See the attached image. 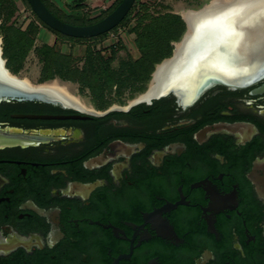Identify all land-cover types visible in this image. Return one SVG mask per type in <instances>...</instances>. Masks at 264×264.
I'll use <instances>...</instances> for the list:
<instances>
[{"label":"flooded vegetation","instance_id":"1","mask_svg":"<svg viewBox=\"0 0 264 264\" xmlns=\"http://www.w3.org/2000/svg\"><path fill=\"white\" fill-rule=\"evenodd\" d=\"M144 91L0 101V264H264V79Z\"/></svg>","mask_w":264,"mask_h":264},{"label":"water","instance_id":"2","mask_svg":"<svg viewBox=\"0 0 264 264\" xmlns=\"http://www.w3.org/2000/svg\"><path fill=\"white\" fill-rule=\"evenodd\" d=\"M26 1L36 17L52 30L72 38H91L109 32L116 27L128 14L135 0H121L103 18L86 25H73L60 20L46 7L42 0ZM212 7L211 10L208 9L199 17L201 20H198L197 24L200 23L199 21H207L210 25L202 26L198 34L193 32L195 36H198L195 41L198 46L195 45L194 48L191 45L188 46L191 41L194 42L192 40L193 35L186 36L189 26L181 15L185 22V31L178 42L185 44V50L193 49L192 52H189L194 53L193 57H196L192 60L190 55L187 60L188 64L185 62L183 67L184 71L171 76V79L166 83L164 92H160L158 96L152 97L148 101L170 93L181 101L185 81L192 82L188 101L190 103L197 99L205 88L212 85L243 88L264 79V0H235L234 4L230 3L228 6L219 5L218 3ZM202 9L204 7L192 12ZM215 9L220 10L213 13V11H216ZM176 47V44H174L171 55L155 65L144 93L147 92L149 84L154 79L157 66L173 59ZM5 62L6 60L2 57L0 38V101L63 103V99L58 95L38 87V85L45 83L29 86L22 79L17 78L9 72ZM221 67L230 70L222 72L225 70ZM136 101L142 100L138 99ZM19 116L28 118L46 117L35 114H22ZM221 128L234 130L235 127L215 125L211 130L218 131Z\"/></svg>","mask_w":264,"mask_h":264},{"label":"trees","instance_id":"3","mask_svg":"<svg viewBox=\"0 0 264 264\" xmlns=\"http://www.w3.org/2000/svg\"><path fill=\"white\" fill-rule=\"evenodd\" d=\"M21 1L31 9L26 0ZM120 1H115L113 5L105 11H100L94 18L90 17L87 11L81 14L75 12L85 8V0L67 2L69 13H65L61 8L57 9L51 0H42L57 18L73 25H86L100 20ZM135 9L137 10L134 14L136 22L132 30L135 35L133 44L137 55L134 58L128 56L124 61L120 60L115 67L112 65L115 50H112L111 54L106 57L99 50L86 47L84 55L76 58L71 52L63 53L55 47L62 40L84 43L87 40L102 37L104 34L91 38L68 37L46 26L32 11V19L24 23L18 13L19 6L14 0H0V16L5 17L0 23L2 57L6 60L5 66L10 73L17 74L22 69L23 61L28 53L33 52L41 66L38 82L49 81L55 77L80 82L89 88L93 99L99 100L103 105L106 104V93L110 92L114 85L119 87L117 94H121V88L126 84H139L134 86L133 90L143 91L155 65L171 55L172 43L181 38L185 31V22L176 13L151 12L149 3L135 0L130 11L119 24L132 17ZM37 23L54 34L53 44L42 41L40 45H35L40 30Z\"/></svg>","mask_w":264,"mask_h":264},{"label":"rangeland","instance_id":"4","mask_svg":"<svg viewBox=\"0 0 264 264\" xmlns=\"http://www.w3.org/2000/svg\"><path fill=\"white\" fill-rule=\"evenodd\" d=\"M54 3V6L57 9H63L65 13H69L70 10L67 8V2L70 0H51ZM117 0H85L84 3H87L83 10L75 11L76 13L81 14L82 12H86L89 14L90 17H94L100 13V11H105L108 7L113 5ZM145 3H149L150 11L151 12H166L170 11L181 15L188 10H198L205 5L213 2L215 0H140ZM19 4V14L21 20H24V23H27L29 19H32L33 15L31 13V9L24 4L21 0H15ZM60 7V8H58ZM137 12L135 9L133 11L132 17H130L127 21L122 22L121 24L117 25L115 28L111 29L109 32L104 33L102 37L87 40L86 42L82 43H71L61 41V43H55V47L63 52L69 53L76 57L81 58L84 55V50L86 47H90L92 50H99L102 55L108 57L111 54L112 50L116 51L115 58L112 62V65L117 67L118 62L120 60L127 59L128 56H132L133 58L137 55V52L134 48L133 39L135 37L133 32V26L136 22L134 14ZM23 17V18H22ZM5 17L2 15L0 16V23L4 21ZM45 34L38 35V40L35 45H40L42 41H47L49 44L54 43V34L51 33L49 30L44 28L42 31ZM40 39V40H39ZM174 43V42H173ZM172 43V44H173ZM40 63L38 61L37 56L33 52H29L25 60L23 61V67L15 76L19 78L27 79L32 84H39V83H56L59 86H63L66 90L83 100L87 105L90 103H95L98 108L104 109L111 104H119L123 105L124 102L130 100L138 93L142 91L133 90L134 86H138L139 84L135 85H123L121 88V94H117L118 85H114L110 92L106 93V104L103 105L99 100H94L92 95L90 94L89 88L85 85L80 84V82L75 81H67L61 80L58 77H55L49 81L45 82H38V77L40 73ZM147 86V84H146ZM145 86V88H146ZM145 90V89H144ZM143 90V91H144ZM119 95V96H118ZM102 106V107H101Z\"/></svg>","mask_w":264,"mask_h":264},{"label":"bare ground","instance_id":"5","mask_svg":"<svg viewBox=\"0 0 264 264\" xmlns=\"http://www.w3.org/2000/svg\"><path fill=\"white\" fill-rule=\"evenodd\" d=\"M234 2H235V0H215L213 2H210L208 5H205L204 9H202L200 11L192 12L193 10H189V11H186L185 13H183L182 16L184 17V19L186 20V22L188 23V26H189L188 31L186 32V36L188 37V36L193 35L192 40H194V42L191 41L188 44V46L191 45V47L194 48V46L196 45V47H197L198 45H197V43L195 44V41L197 40L198 36H195L194 33L197 32V34H198V33H200L199 29H201L202 26H205V25L209 26L210 25L207 21L206 22L205 21H203V22L199 21L200 23L197 24L198 20H201L199 17L201 16L202 13H204L205 11H208V9L211 10V8H213L212 6H215L218 3H219V5L228 6V4H230V3L234 4ZM215 10L216 11H213V13H217L220 9L219 10L215 9ZM207 24H209V25H207ZM174 44H176V46H177L174 58L169 59V60H167V61H165V62H163L157 66V70L154 74V79L149 84V87H148L149 89L147 90L146 93H143L138 97L139 100L148 101L150 98L158 96V94L160 92H164L165 87H166V83H168V81L171 79V76H175V73L179 74L182 71H184L183 67L185 65V62H186V64H188L187 60L190 58L189 56L190 55L192 56V60L195 59L196 56L193 57L194 53L193 54L190 53L193 51V49L185 50L184 49L185 44L183 42L182 43H179V42L176 43L175 42ZM174 44H173V47H174ZM186 46H187V43H186ZM225 68H227V66H225ZM225 68H222L225 70L222 72H226V71L230 70V69H225ZM17 78H19V77H17ZM19 79H22L29 86H31V84H32L27 79H24V78H19ZM185 82H186L185 89H184V92L181 96V101L183 103H187L189 101V97H190L189 92H190V88H191V84H192V82L191 83H188V81H185ZM38 87L58 95L61 99H64L65 101H69L72 103L76 102V98H74L66 90L65 87L59 86L56 83H50V84L45 83L42 85H38Z\"/></svg>","mask_w":264,"mask_h":264},{"label":"crops","instance_id":"6","mask_svg":"<svg viewBox=\"0 0 264 264\" xmlns=\"http://www.w3.org/2000/svg\"><path fill=\"white\" fill-rule=\"evenodd\" d=\"M15 1V0H14ZM70 1H72V0H70ZM70 1H68V2H70ZM17 4H18V2H16ZM87 4V3H86ZM18 6H19V4H18ZM58 8H60V7H58ZM30 20V19H29ZM37 25L40 27V30H39V34L38 35H40V34H45V33H43L42 31H44V28L42 27V26H40V24L39 23H37ZM38 39V38H37ZM54 39H55V36H54ZM53 39V40H54ZM40 40V39H39Z\"/></svg>","mask_w":264,"mask_h":264},{"label":"built area","instance_id":"7","mask_svg":"<svg viewBox=\"0 0 264 264\" xmlns=\"http://www.w3.org/2000/svg\"><path fill=\"white\" fill-rule=\"evenodd\" d=\"M1 38V37H0Z\"/></svg>","mask_w":264,"mask_h":264}]
</instances>
